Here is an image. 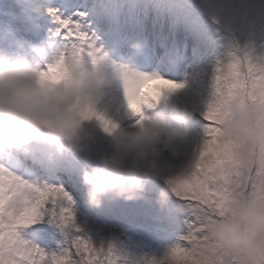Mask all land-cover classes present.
I'll return each mask as SVG.
<instances>
[{"label": "rangeland", "instance_id": "rangeland-1", "mask_svg": "<svg viewBox=\"0 0 264 264\" xmlns=\"http://www.w3.org/2000/svg\"><path fill=\"white\" fill-rule=\"evenodd\" d=\"M0 157V264H264V0H0Z\"/></svg>", "mask_w": 264, "mask_h": 264}, {"label": "bare ground", "instance_id": "bare-ground-1", "mask_svg": "<svg viewBox=\"0 0 264 264\" xmlns=\"http://www.w3.org/2000/svg\"><path fill=\"white\" fill-rule=\"evenodd\" d=\"M28 34L31 35L30 32H28Z\"/></svg>", "mask_w": 264, "mask_h": 264}, {"label": "trees", "instance_id": "trees-1", "mask_svg": "<svg viewBox=\"0 0 264 264\" xmlns=\"http://www.w3.org/2000/svg\"><path fill=\"white\" fill-rule=\"evenodd\" d=\"M112 218H115V216H112Z\"/></svg>", "mask_w": 264, "mask_h": 264}]
</instances>
